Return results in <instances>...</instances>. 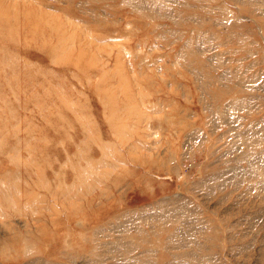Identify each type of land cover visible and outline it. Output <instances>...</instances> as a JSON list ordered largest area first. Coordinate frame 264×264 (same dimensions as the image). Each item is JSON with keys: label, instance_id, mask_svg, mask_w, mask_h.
Returning a JSON list of instances; mask_svg holds the SVG:
<instances>
[{"label": "rangeland", "instance_id": "374dc122", "mask_svg": "<svg viewBox=\"0 0 264 264\" xmlns=\"http://www.w3.org/2000/svg\"><path fill=\"white\" fill-rule=\"evenodd\" d=\"M0 264H264V0H0Z\"/></svg>", "mask_w": 264, "mask_h": 264}]
</instances>
